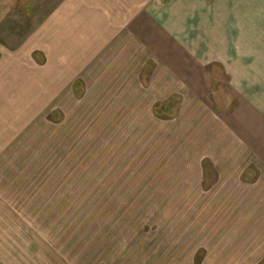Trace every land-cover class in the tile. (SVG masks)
<instances>
[{
  "label": "rangeland",
  "instance_id": "rangeland-1",
  "mask_svg": "<svg viewBox=\"0 0 264 264\" xmlns=\"http://www.w3.org/2000/svg\"><path fill=\"white\" fill-rule=\"evenodd\" d=\"M26 1L8 16L21 33L7 46L60 0ZM232 1L192 0L208 33L177 34L206 81L200 109L184 92L157 103L137 79L93 85L92 70L46 109L0 99V264H264L216 245L223 231L207 227L226 159L244 158L227 120L264 111V0Z\"/></svg>",
  "mask_w": 264,
  "mask_h": 264
},
{
  "label": "crops",
  "instance_id": "crops-1",
  "mask_svg": "<svg viewBox=\"0 0 264 264\" xmlns=\"http://www.w3.org/2000/svg\"><path fill=\"white\" fill-rule=\"evenodd\" d=\"M17 1L0 0V99L3 101L24 96L26 101L41 103V108L46 109L62 92L79 86L86 72L92 70L93 85L107 87L112 80L130 86L137 79L142 82L141 90L157 88V103L184 92L194 99L195 109H200L196 101L203 102L206 81L198 68L184 63L182 55L186 52L178 48L176 41L177 34L208 33L205 28L210 17L202 14L201 9L198 13L193 11L189 7L192 0H60L44 12L35 29L24 32L35 34L7 46L9 33H21L16 23L8 20L16 12ZM238 1L233 0L232 4ZM24 3L26 8L34 4L32 0ZM150 63L154 69L143 81L139 80L143 72L148 73ZM120 77L129 82H122ZM50 85L57 86L58 91L48 93ZM152 107L153 111L155 106ZM262 113L254 110L242 116V120L237 117L227 120L232 122L229 125L232 143L228 142L230 147L227 143L226 148L240 150L244 158L236 154L226 159L231 169L219 178L214 189L218 197L217 219L207 223L210 230L223 231L216 245L232 247L228 251L247 256L243 258L245 261H255L264 255ZM246 170L251 173L249 180L243 176ZM200 172L202 178V167ZM221 198H226L223 206Z\"/></svg>",
  "mask_w": 264,
  "mask_h": 264
}]
</instances>
